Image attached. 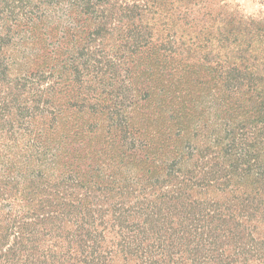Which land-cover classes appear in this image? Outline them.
Here are the masks:
<instances>
[{
	"label": "trees",
	"instance_id": "trees-1",
	"mask_svg": "<svg viewBox=\"0 0 264 264\" xmlns=\"http://www.w3.org/2000/svg\"><path fill=\"white\" fill-rule=\"evenodd\" d=\"M0 264H264V17L0 0Z\"/></svg>",
	"mask_w": 264,
	"mask_h": 264
},
{
	"label": "rangeland",
	"instance_id": "rangeland-1",
	"mask_svg": "<svg viewBox=\"0 0 264 264\" xmlns=\"http://www.w3.org/2000/svg\"><path fill=\"white\" fill-rule=\"evenodd\" d=\"M236 6L244 15L264 17V0H227Z\"/></svg>",
	"mask_w": 264,
	"mask_h": 264
}]
</instances>
